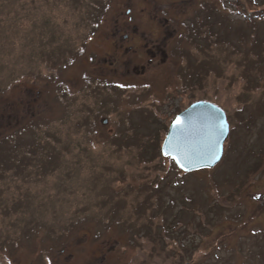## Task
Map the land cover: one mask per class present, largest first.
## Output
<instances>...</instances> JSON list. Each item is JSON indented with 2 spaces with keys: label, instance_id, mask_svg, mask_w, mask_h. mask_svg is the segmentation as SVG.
Listing matches in <instances>:
<instances>
[{
  "label": "rangeland",
  "instance_id": "rangeland-1",
  "mask_svg": "<svg viewBox=\"0 0 264 264\" xmlns=\"http://www.w3.org/2000/svg\"><path fill=\"white\" fill-rule=\"evenodd\" d=\"M133 3L0 0V264H264V0ZM150 6L178 63L125 84L97 25ZM195 101L230 134L185 173L161 147Z\"/></svg>",
  "mask_w": 264,
  "mask_h": 264
},
{
  "label": "flooded vegetation",
  "instance_id": "flooded-vegetation-1",
  "mask_svg": "<svg viewBox=\"0 0 264 264\" xmlns=\"http://www.w3.org/2000/svg\"><path fill=\"white\" fill-rule=\"evenodd\" d=\"M129 1L133 3V0ZM145 1L148 2L143 0ZM113 12L115 15L112 23L108 21V24H98L97 27H101L100 29L106 33L107 40L113 39L114 54L110 58L111 61L105 58L104 64L108 63L110 69L117 74L126 75L125 81L118 77L119 84L121 81L127 84L130 80L138 82L153 71L163 75L165 69H170L178 63L175 59V53L178 51L176 40L182 36L180 35L182 19L177 18V13L152 6L133 7L127 9L125 13L120 8ZM107 78L111 81L118 80L117 77L110 78V75L104 77ZM55 82L57 97L61 98L65 92L63 93L62 87H58L61 82ZM47 84L49 83L46 82ZM36 103L37 98L29 94L27 105L33 107ZM263 170L254 168V172Z\"/></svg>",
  "mask_w": 264,
  "mask_h": 264
},
{
  "label": "water",
  "instance_id": "water-1",
  "mask_svg": "<svg viewBox=\"0 0 264 264\" xmlns=\"http://www.w3.org/2000/svg\"><path fill=\"white\" fill-rule=\"evenodd\" d=\"M228 135L225 112L212 103L196 102L170 125L162 153L185 172L213 168L222 158Z\"/></svg>",
  "mask_w": 264,
  "mask_h": 264
},
{
  "label": "trees",
  "instance_id": "trees-1",
  "mask_svg": "<svg viewBox=\"0 0 264 264\" xmlns=\"http://www.w3.org/2000/svg\"><path fill=\"white\" fill-rule=\"evenodd\" d=\"M220 106V105H219ZM217 197V196H216ZM219 204L220 205H225V206H230L231 204L229 203H227V201L226 200H224V199H222L221 198V201L219 202ZM169 240H171V239H169ZM184 247H185V252L187 253L188 251H189V249L187 248L188 247V245H184Z\"/></svg>",
  "mask_w": 264,
  "mask_h": 264
}]
</instances>
